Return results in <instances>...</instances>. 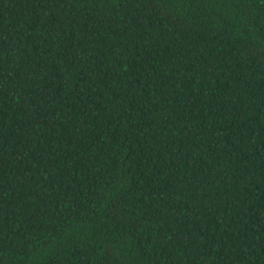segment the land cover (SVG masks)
Masks as SVG:
<instances>
[{
	"label": "trees",
	"instance_id": "obj_1",
	"mask_svg": "<svg viewBox=\"0 0 264 264\" xmlns=\"http://www.w3.org/2000/svg\"><path fill=\"white\" fill-rule=\"evenodd\" d=\"M0 264H264V0H0Z\"/></svg>",
	"mask_w": 264,
	"mask_h": 264
}]
</instances>
